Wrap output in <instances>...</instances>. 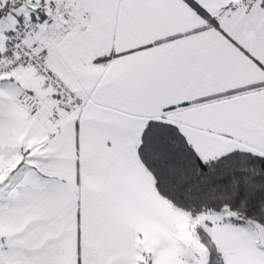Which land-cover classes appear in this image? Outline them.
Masks as SVG:
<instances>
[{"label":"snow or ice","instance_id":"obj_1","mask_svg":"<svg viewBox=\"0 0 264 264\" xmlns=\"http://www.w3.org/2000/svg\"><path fill=\"white\" fill-rule=\"evenodd\" d=\"M0 264H264V0H0Z\"/></svg>","mask_w":264,"mask_h":264}]
</instances>
